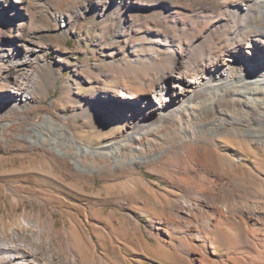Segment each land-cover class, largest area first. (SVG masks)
<instances>
[{
    "label": "bare ground",
    "instance_id": "1",
    "mask_svg": "<svg viewBox=\"0 0 264 264\" xmlns=\"http://www.w3.org/2000/svg\"><path fill=\"white\" fill-rule=\"evenodd\" d=\"M15 2L18 24L0 29V115L17 119L20 148L62 171L32 166L37 184L119 208L80 202L61 229L51 215L24 217L0 231V264H264V26H255L264 0H85L63 14L38 7L49 27L37 4ZM90 12L120 21L104 46L106 67L75 84V98L68 85L57 111L46 106L24 121L47 65L40 36Z\"/></svg>",
    "mask_w": 264,
    "mask_h": 264
},
{
    "label": "rangeland",
    "instance_id": "2",
    "mask_svg": "<svg viewBox=\"0 0 264 264\" xmlns=\"http://www.w3.org/2000/svg\"><path fill=\"white\" fill-rule=\"evenodd\" d=\"M83 1L85 0H31V5L37 4V8L45 7L49 9L50 13L63 14L76 8ZM207 1L213 2L214 0ZM18 5L19 3L15 0H9V4L0 9L1 30L8 32L11 27L18 24L19 15L22 13L16 9ZM42 8H40L41 11L39 8L36 9L41 12L38 16L42 25L49 27L51 25L49 16ZM11 11H14V14L10 15ZM154 17L158 18L157 15ZM117 18V15H114L108 20H101L90 12L84 16L73 18L71 24L62 30H47L40 36L39 42L47 65L41 66L40 79L42 80L39 81L40 91L37 103L23 108L22 119L24 121L33 120L32 114L37 109H43L47 106L57 111L58 108H61L62 103L60 106H53V104L62 100L68 85L73 87L70 90L71 97L75 98V84L86 83L88 75L89 77H98V72L103 70L108 62V58L104 55L107 53L104 52V46L116 39V32L120 25ZM255 26H264V16L258 17ZM23 34L26 38L27 34ZM6 40L7 42L12 41V39ZM135 42L141 43L142 38L137 36ZM235 70H238V65L235 66ZM2 74L0 72V76ZM83 94L84 92L80 93L79 99L82 98ZM65 113L70 115L72 112L67 109ZM16 121L17 119L9 114L0 115V231L5 232L11 226L18 224L24 217L38 218L41 222H45L50 215L56 220V228L61 229L77 213V207L74 205L80 202L90 205L97 204V206L108 203L105 207L106 213L119 208L115 200H109L110 202L95 201L92 197L74 191H66L61 186L57 187L60 192L66 193L69 197L64 198L46 191L53 187L52 184L40 182L37 184V176L40 173L33 171L32 166L45 163L51 166L49 169L55 174H61L62 171L55 166L56 162L44 153L35 150L24 151L14 142ZM77 121H79L77 122L78 125H81L85 119L79 116ZM21 170L24 171L21 172ZM142 171L148 179L157 180L156 174H149L144 167ZM25 177L28 178L25 179ZM105 186L104 182L98 180L96 190H105ZM120 210L119 215L123 213V210ZM136 216L144 226L148 217L142 216L140 212H137Z\"/></svg>",
    "mask_w": 264,
    "mask_h": 264
}]
</instances>
